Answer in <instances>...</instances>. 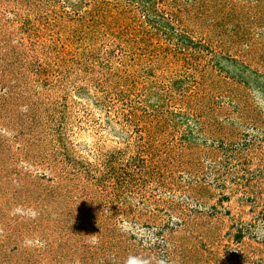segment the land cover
<instances>
[{"label": "rangeland", "instance_id": "obj_1", "mask_svg": "<svg viewBox=\"0 0 264 264\" xmlns=\"http://www.w3.org/2000/svg\"><path fill=\"white\" fill-rule=\"evenodd\" d=\"M0 264H264V0H0Z\"/></svg>", "mask_w": 264, "mask_h": 264}]
</instances>
